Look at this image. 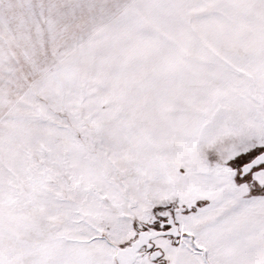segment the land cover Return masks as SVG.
<instances>
[{
  "label": "snow or ice",
  "instance_id": "1",
  "mask_svg": "<svg viewBox=\"0 0 264 264\" xmlns=\"http://www.w3.org/2000/svg\"><path fill=\"white\" fill-rule=\"evenodd\" d=\"M0 264H264V0H0Z\"/></svg>",
  "mask_w": 264,
  "mask_h": 264
}]
</instances>
